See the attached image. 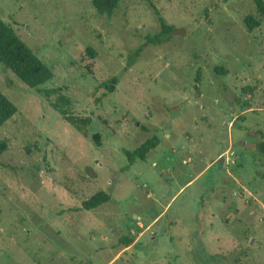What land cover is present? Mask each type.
Returning a JSON list of instances; mask_svg holds the SVG:
<instances>
[{
	"label": "rangeland",
	"instance_id": "obj_1",
	"mask_svg": "<svg viewBox=\"0 0 264 264\" xmlns=\"http://www.w3.org/2000/svg\"><path fill=\"white\" fill-rule=\"evenodd\" d=\"M92 2L0 0L55 75L41 92L0 65L17 107L0 127V264H264V22L246 30L252 0H122L110 18ZM150 2L174 27L160 45L147 43L160 32ZM57 88L64 109L91 118L86 134L44 93ZM153 135L158 147L130 165L124 151ZM100 191L110 202L79 210Z\"/></svg>",
	"mask_w": 264,
	"mask_h": 264
},
{
	"label": "trees",
	"instance_id": "obj_2",
	"mask_svg": "<svg viewBox=\"0 0 264 264\" xmlns=\"http://www.w3.org/2000/svg\"><path fill=\"white\" fill-rule=\"evenodd\" d=\"M122 0H93V6L98 15L112 17L115 11L119 8ZM255 8L254 13L247 14L243 18V24L249 33L254 32L260 28L264 22V0H252ZM149 6L153 10V14L157 17V21L160 25V32L154 36L147 37V43L150 45H160L166 41V37L169 36L174 27L168 25L166 20L161 15L160 11L150 2ZM145 46V45H144ZM141 46L135 53L134 57L130 58L128 65L131 66L134 63V59L139 53L142 52ZM90 53L91 51L88 50ZM91 56L94 57L93 53ZM0 65L6 70L13 73L21 82H23L30 89H36L42 92L40 89L44 84L52 81L55 77L54 72L50 69L16 34L13 28L4 22L0 18ZM224 75L226 71L224 69H215V72ZM119 83L118 77H112L109 80L103 82L99 88L106 89L108 94H112L115 91L116 86ZM49 98L51 95H58L57 103L54 104V108L61 112L64 120L74 127L77 131L86 134L87 127L91 124V118L78 117L72 115L65 107L70 105V100L62 94V89L57 88L53 90H47L44 92ZM17 113V107L8 99V97L0 90V127L4 126L9 120H11ZM264 138V135L262 136ZM93 141L97 146H100V136L96 134L93 136ZM160 144V139L157 135H153L147 139L138 148L133 151H124L125 156L128 158L130 165H133L136 160L142 162L146 161L148 156L154 151ZM7 149L5 141L0 142V157ZM257 150L264 154V141L258 144ZM1 165V161H0ZM111 196L105 191H100L93 195L88 200L82 203L79 210L92 211L110 202ZM122 242L126 247L132 244V240L123 239Z\"/></svg>",
	"mask_w": 264,
	"mask_h": 264
},
{
	"label": "water",
	"instance_id": "obj_3",
	"mask_svg": "<svg viewBox=\"0 0 264 264\" xmlns=\"http://www.w3.org/2000/svg\"><path fill=\"white\" fill-rule=\"evenodd\" d=\"M241 144H242V142H241ZM243 145H244L245 147H249V148H254V147H255V145L248 144V143H243Z\"/></svg>",
	"mask_w": 264,
	"mask_h": 264
}]
</instances>
